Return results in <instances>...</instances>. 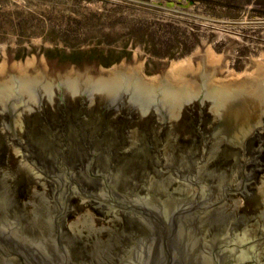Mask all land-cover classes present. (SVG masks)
<instances>
[{
  "label": "water",
  "instance_id": "1",
  "mask_svg": "<svg viewBox=\"0 0 264 264\" xmlns=\"http://www.w3.org/2000/svg\"><path fill=\"white\" fill-rule=\"evenodd\" d=\"M104 32L70 44L51 30L47 36L55 40L52 52L47 45H32L19 57L9 50L0 54V116L5 117L1 132L14 138L9 160H22L35 177H46L35 160L25 156L23 118L58 100H81L87 108L98 103L111 112L123 111L131 120L152 117L168 131L192 104L199 105L206 118L200 128L206 137L204 151L170 161L166 146H161L158 170L174 180L170 191L162 186L121 191L115 171H101L103 185L99 193H91L57 165L55 176L49 177L54 183L50 199L26 214L0 187V264H261L255 250L264 239L233 222L237 205L232 197L246 196L253 184L264 199V140L259 135L252 138L264 132V53L261 59H247L249 67L239 77L223 76L234 46H227L216 60L207 45L198 44V54L170 68L178 46L167 60L150 61L147 78L142 72L145 55L136 41L123 39L106 46ZM132 131L130 123L127 132ZM251 140L257 144L249 153L246 143ZM136 141L130 137L122 151L135 148ZM226 148L231 149L230 162L219 172ZM91 169L88 161L80 174ZM74 197L104 207L108 217L121 213L132 218L138 227L113 254L77 249L69 228L87 231L92 220L80 217L68 227L69 201ZM263 214L260 210L257 219Z\"/></svg>",
  "mask_w": 264,
  "mask_h": 264
},
{
  "label": "flooded vegetation",
  "instance_id": "2",
  "mask_svg": "<svg viewBox=\"0 0 264 264\" xmlns=\"http://www.w3.org/2000/svg\"><path fill=\"white\" fill-rule=\"evenodd\" d=\"M87 107L86 102L81 100H58L43 111L24 115V132L21 133V138L27 146L24 149L25 156L35 160L39 168L44 170L45 178L35 177L22 160H9L12 150L10 143L14 138L1 132L5 117L0 116V187L13 203L23 206L24 213L27 214L34 207L39 208L42 200L50 199L54 183L49 177L55 176L56 171L53 172V169L57 165L69 170V176L74 177V184L91 193H99L103 185L99 180L102 174H98L101 171H115V177L118 179L116 186L121 191L133 188L140 190L145 186L152 188V191L160 186L170 191L175 187L174 180L158 170L159 162L163 160L161 146H166L165 151L170 161L178 159L177 156L188 157L190 153L204 151L202 140L206 137L200 128H204L202 118H206L203 108L199 105L192 104L184 111L173 131H168L162 123L152 117L131 120L121 114L123 111L117 109L118 112H111L101 108L98 103ZM130 123L134 125V131L128 133ZM255 135L264 140V132L253 134L252 138L255 139ZM130 137L137 140L136 147L123 152L122 146L128 144ZM256 144L254 140L247 141V151L252 152ZM201 145L202 149L199 147ZM230 150L226 148L220 156V168H217V171L226 170L223 167L230 162ZM262 158L264 160V154ZM4 159L9 163L4 164ZM88 161L92 163L93 169L89 174H80ZM7 174L8 180L5 178ZM105 176L112 178L110 174ZM232 200L236 201L237 205V209L232 212L233 222L264 239V214L263 219H257L260 210H264V207H261L264 199L258 195L255 186L252 184L249 187L246 196L234 195ZM69 205L68 227L78 217L89 216L92 220V225L87 231L73 232L69 228L72 245L77 249L81 247L88 253H115L125 245L127 234L138 227V223L132 218H127L121 213L106 216L105 208H99L92 201L82 202L78 197H74L70 199ZM228 209L227 213H230L232 209ZM255 251L259 263L264 264V241Z\"/></svg>",
  "mask_w": 264,
  "mask_h": 264
},
{
  "label": "rangeland",
  "instance_id": "3",
  "mask_svg": "<svg viewBox=\"0 0 264 264\" xmlns=\"http://www.w3.org/2000/svg\"><path fill=\"white\" fill-rule=\"evenodd\" d=\"M51 30L70 44L101 31L106 46L135 40L147 78L150 61L167 60L178 46L170 68L198 54L199 45L216 60L232 45L223 76L239 77L247 59L264 53V0H0V54L9 50L19 57L32 45L52 52Z\"/></svg>",
  "mask_w": 264,
  "mask_h": 264
},
{
  "label": "trees",
  "instance_id": "4",
  "mask_svg": "<svg viewBox=\"0 0 264 264\" xmlns=\"http://www.w3.org/2000/svg\"><path fill=\"white\" fill-rule=\"evenodd\" d=\"M263 157V156H262ZM261 160H263V158H261Z\"/></svg>",
  "mask_w": 264,
  "mask_h": 264
}]
</instances>
